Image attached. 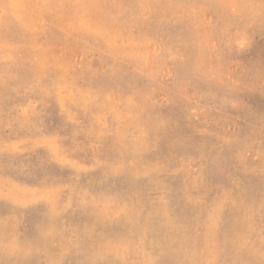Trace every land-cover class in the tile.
<instances>
[{
  "label": "rangeland",
  "instance_id": "obj_1",
  "mask_svg": "<svg viewBox=\"0 0 264 264\" xmlns=\"http://www.w3.org/2000/svg\"><path fill=\"white\" fill-rule=\"evenodd\" d=\"M64 1L80 21L73 14L61 24L45 21L40 12L45 0H0V52H7L0 58V80L5 82L0 90V259L12 246L34 251L30 264H264V0H214L226 9L210 6L216 5L213 0H185V7L171 8L199 32L194 46L191 38L171 29L173 22L160 27L141 18L166 0H146L133 12L127 10L128 0ZM20 17L30 40L22 37L20 42L9 33V25ZM89 24L98 25L108 38L87 44L82 32ZM129 43L127 50L138 56L137 63H124L123 73L112 76V62L123 59L109 46ZM192 46L199 62L213 68L208 79L178 75ZM32 54L44 63L42 83L26 80L24 67ZM60 63L66 73L62 79L55 73ZM40 89L53 97L42 96ZM177 89L182 96L172 102ZM80 97L102 101V114L77 103ZM136 97L142 98L139 109L119 135L117 116L124 102ZM53 108L66 116L56 118ZM96 123L101 127L97 137L87 140ZM162 126L169 132L177 129L176 144L165 143ZM140 140L144 150L131 170L138 180L134 189L118 177L120 162L111 154L118 142ZM51 146L65 161L44 171L40 162L50 156ZM11 191L24 202H14ZM48 215L56 216L50 227L41 223Z\"/></svg>",
  "mask_w": 264,
  "mask_h": 264
},
{
  "label": "bare ground",
  "instance_id": "obj_2",
  "mask_svg": "<svg viewBox=\"0 0 264 264\" xmlns=\"http://www.w3.org/2000/svg\"><path fill=\"white\" fill-rule=\"evenodd\" d=\"M21 1V0H20ZM43 1V0H42ZM45 1H47V3H45V4H43L42 5V7H41V9H40V12H41V15H42V18L45 20V21H49L50 23H54V22H57V23H62L63 22V20H64V18H65V16L67 15V14H73V15H76V19L78 20V21H80L81 20V16H78L77 14V12L76 11H74V10H72L71 8H70V4H68L66 1H64V2H62V0H45ZM146 0H128V2H127V10H129V11H131V12H133L134 11V9L136 8V7H138V5H142L143 3H146L145 2ZM151 1H153V0H151ZM161 1H163V0H161ZM214 1V0H213ZM17 2V1H16ZM23 2V1H22ZM26 2L27 1H25V5H26ZM39 2V1H38ZM92 2V1H91ZM186 1L185 0H166L165 2L163 1V3H161L159 6H157L156 8H154V9H146L145 11H146V14H143L142 15V17L141 18H144L145 20H147V22L148 23H151V25H154V26H162V25H165L166 24V22H173V24H172V26H171V29L172 30H175V31H178L179 32V34L180 35H182V36H186V37H189V38H191V40H192V45L194 46L195 45V43H196V41H198L199 40V32H196V33H194L193 31H192V29L194 28V26H193V28H192V26L190 25V22H189V20H187V19H184L183 17H181L180 15L179 16H176V14L175 13H173L170 9L171 8H173V7H181V6H184L183 5V3H185ZM215 2V1H214ZM40 4H41V2H39ZM66 3V4H65ZM205 3V2H204ZM24 4V3H23ZM191 4V3H190ZM207 4V3H206ZM215 4L216 5H210V6H215L216 8L218 7L219 9H222V6H223V9H226L228 6H224L223 4H218L217 2H215ZM73 5V4H72ZM200 5H202L201 3H200ZM190 6V5H189ZM198 6V5H197ZM185 7V6H184ZM22 8V7H21ZM25 8V7H24ZM188 8V7H187ZM81 9V8H80ZM177 9V8H176ZM203 9V8H202ZM206 9V8H205ZM63 10H65V11H63ZM205 11H207V9L205 10ZM25 13V12H24ZM109 13H111V11H110V9H109V7H107V9H106V15H108ZM238 13V12H237ZM209 14V13H208ZM197 17V16H196ZM217 17H219V16H217ZM117 18V17H116ZM119 19H122L123 17H121V16H119L118 17ZM209 18V17H208ZM216 18V17H215ZM211 19V18H210ZM223 19V18H222ZM71 20V19H70ZM203 20V19H202ZM216 21H218V20H215V23H216ZM220 21V20H219ZM199 22V21H198ZM205 22V21H204ZM226 22V21H225ZM212 23V22H211ZM229 23V22H228ZM55 24V23H54ZM147 24V23H146ZM206 24V23H205ZM220 24V23H219ZM223 24V23H222ZM230 24V23H229ZM53 25V24H52ZM51 25V26H52ZM131 25V24H130ZM143 25V24H142ZM148 25V24H147ZM221 25V24H220ZM257 25V24H256ZM146 26V25H145ZM208 26H209V24H208ZM222 26V25H221ZM226 26V25H225ZM224 26V27H225ZM134 28H135V26H133ZM241 27V26H240ZM166 28V27H165ZM192 28V29H191ZM213 27H211L210 29H212ZM227 29V28H226ZM131 30V29H130ZM154 30V29H153ZM180 30H182L181 32H180ZM213 30V29H212ZM221 30H224V28L223 29H221ZM228 30V29H227ZM48 31V30H47ZM65 31H67V30H65ZM137 31V30H136ZM166 31V30H165ZM168 31V30H167ZM209 31V30H208ZM129 32V31H128ZM213 32H214V30H213ZM220 32V31H219ZM9 33L10 34H12L13 35V37L17 40V41H22V37H24V38H28L29 40H30V38H29V35H28V33H29V31L27 30V24H26V20H25V18L24 17H20L15 23H13V24H11V25H9ZM83 37H84V39L86 38V40H87V44H89V43H94V42H100L101 40H105L106 38H108V33L107 32H104V33H102V32H99L98 31V25H93V24H89V25H86V27H85V29L83 30ZM154 33V32H153ZM206 33V32H205ZM210 33V32H209ZM216 33V32H215ZM65 34H66V32H65ZM134 34V33H133ZM217 34V33H216ZM44 35V34H43ZM42 35V36H43ZM132 35V34H131ZM130 35V36H131ZM174 37V36H173ZM172 37V38H173ZM205 37H208V36H205ZM159 38V37H158ZM166 38H167V36H166ZM204 38V37H203ZM216 38V37H215ZM75 39V38H74ZM187 39V42H188V38H186ZM209 39V38H208ZM213 39V38H212ZM42 40V39H41ZM182 40H184V38H182ZM165 41V40H164ZM238 41V40H237ZM206 42V41H205ZM125 43V42H124ZM174 43V42H173ZM172 43V44H173ZM189 43V42H188ZM187 43V44H188ZM191 43V42H190ZM211 43V42H210ZM215 43V42H214ZM168 44V43H167ZM180 44V43H179ZM181 44H183L182 42H181ZM237 44V43H236ZM30 45H31V43H30ZM169 45V44H168ZM202 45V44H201ZM212 45V44H211ZM214 45V44H213ZM234 45V44H233ZM130 46V43L127 45V46H119V48L118 47H116V45H113V44H111L110 46H109V49L110 50H112L113 51V53H117V54H119L121 57H122V62H118L117 60H115L114 59V61L112 62V65H111V68H110V74L112 75V76H117V77H119L120 75H121V73H123L122 72V70L124 69V63H131V64H135V63H137V58H138V56H136L134 53H132V52H129L127 49H128V47ZM183 46V45H182ZM184 46H185V44H184ZM193 46L192 47H188L187 48V50H186V55H187V57H185L184 58V60L179 64V74L178 75H181L182 76V78H190V79H192V80H195V77H200V78H203V79H208V76L209 75H211V73L210 72H212L213 70V68L211 69V70H209V69H207L204 65H203V63H200L199 62V60L193 55V53H194V49H193ZM241 46H243V45H241ZM240 46V47H241ZM20 47V46H19ZM235 47V46H234ZM238 47V46H237ZM163 48V47H162ZM179 48V47H178ZM184 48V47H183ZM238 49V48H237ZM18 51H21L22 49H21V47H20V49H17ZM29 50H30V48H29ZM174 50H176V49H174ZM204 50V49H203ZM216 50V49H215ZM93 52V51H92ZM198 52V51H197ZM203 52V51H202ZM6 50L4 49L3 50V52H2V54H1V52H0V58L1 59H4V57H5V55H6ZM32 53V52H31ZM91 53V52H90ZM158 53V52H157ZM180 53V52H179ZM204 54V53H203ZM222 54V53H221ZM86 55V54H85ZM84 55V56H85ZM97 55V54H96ZM161 55V54H160ZM197 55V54H196ZM201 55V54H200ZM163 56H165V55H163ZM174 56V55H173ZM204 56V55H203ZM91 57V56H90ZM176 57V56H175ZM206 57V56H205ZM31 58V61H28V66L30 67H24V69L25 70H27L28 71V78L26 79L27 80V82H31V84H38V83H42V82H44V80L46 79V74L44 73V63L41 61V58L40 57H35L33 54H32V56L30 57ZM170 58V57H169ZM80 59V58H79ZM171 60H172V58H170ZM81 60V59H80ZM84 60H85V58H84ZM168 60V59H167ZM209 60V59H208ZM104 61V60H103ZM202 61V60H201ZM212 60H210V62H211ZM224 61V60H223ZM177 62V61H176ZM106 63V62H105ZM173 63H174V61H173ZM223 64V63H222ZM109 65V64H108ZM171 65H173V64H171ZM99 66H100V64H99ZM86 67V66H85ZM127 68V67H126ZM19 69V68H18ZM64 69H65V66L63 65V64H58V70H56L55 71V73H56V76L59 78V79H62V78H65L66 77V73L64 72ZM83 69V68H82ZM85 70V69H84ZM89 70H91V69H89ZM79 71H81V70H79ZM87 71V70H86ZM126 71V70H125ZM177 72V71H176ZM175 72V73H176ZM213 73V72H212ZM220 74V73H219ZM124 75V74H123ZM130 75L131 76H133L134 78H138V79H141L139 76H137V75H134V72L133 71H130ZM241 75V74H240ZM239 75V76H240ZM78 76V75H77ZM90 76V75H89ZM12 77H13V75H10L9 76V78H8V80H10V79H12ZM125 77H127L126 75H125ZM180 77V76H179ZM26 78V77H25ZM88 78V77H87ZM133 78V79H134ZM90 79V78H89ZM130 79V78H129ZM144 80H145V78H143ZM242 79V78H241ZM108 80V79H107ZM188 80V79H187ZM134 81V80H133ZM176 81V80H175ZM190 81V80H189ZM24 82H25V80H24ZM23 81L22 82H20L18 85V87H17V90H18V92H20V88H22L23 86H21V84L22 83H24ZM142 82V81H141ZM141 82H140V84H141ZM177 82V81H176ZM181 83V82H180ZM183 83V82H182ZM181 83V84H182ZM5 82L3 81V80H0V90L2 91V89L3 88H5ZM21 86V87H20ZM136 86V85H135ZM141 86H143V85H141ZM185 86V85H184ZM209 86V85H208ZM180 87H181V85H180ZM119 88V87H118ZM151 88V87H150ZM178 88V87H177ZM184 88V87H183ZM135 89V88H134ZM182 89V88H181ZM258 89V88H257ZM261 89V88H260ZM137 90V89H136ZM132 91H134V90H132ZM177 91L179 92V95H178V98H177V96L174 98V99H171V101L172 102H175V101H179V98H181V96H182V93H180L181 91L179 90V89H177ZM39 93L42 95V96H45V97H47L48 99L49 98H52L53 97V95H52V93H51V91H47V90H45V89H40L39 90ZM139 93V92H138ZM142 93V92H141ZM137 95V94H136ZM145 95V94H144ZM82 96V95H81ZM141 96H142V94H141ZM131 97V96H130ZM150 97V96H149ZM135 98V97H134ZM141 99L142 98H138V97H136V99L135 100H127V101H125L124 102V108H123V112L121 113V114H119L117 117V121H116V125H115V130H117V133L120 135L124 130H126L128 127H130V124H129V122H128V120H130V118H131V114H133V113H136L138 110L137 109H139V107H138V103L137 102H140L141 101ZM61 100H63V99H61ZM143 100H145V98H143ZM29 101H31V100H29ZM107 101V100H106ZM105 101V102H106ZM146 101V100H145ZM38 102V101H37ZM36 102V103H37ZM144 102V101H143ZM77 103H79V104H81V105H83V106H89V107H91V108H94L95 110H97L100 114H102V112L104 111V110H102L101 108H102V106H103V102L101 101V102H99V101H90L88 98H86V97H80L78 100H77ZM107 103V102H106ZM147 103V102H146ZM182 103V102H181ZM207 103V102H206ZM187 104H188V102H187ZM254 104V103H253ZM34 105H36V104H34ZM33 105V106H34ZM44 105H46V108H50L51 107V105L50 104H44ZM81 105H80V107H81ZM27 106V105H26ZM147 106V105H146ZM148 106H150V105H148ZM175 106V105H174ZM13 107V106H12ZM45 107V106H44ZM186 107H188V106H186ZM189 107H191V106H189ZM188 107V108H189ZM17 108V107H16ZM15 108V109H16ZM36 108V107H35ZM152 108H154V107H152ZM180 108V107H179ZM185 108V107H184ZM224 108V107H223ZM14 109V110H15ZM26 109V108H25ZM120 109V108H119ZM164 109V108H163ZM43 110H44V108H43ZM161 110H162V108H161ZM187 110V109H186ZM209 110V109H208ZM23 111H24V109H23ZM163 111V110H162ZM188 111V110H187ZM234 111V110H233ZM237 111H239V110H237ZM25 112V111H24ZM30 112V111H29ZM32 112V111H31ZM52 112H53V114H55L56 115V118H59V115H61V116H66L65 114H63L62 112H58V111H55V108H53V110H52ZM88 112V111H87ZM90 112V111H89ZM111 112H113V111H111ZM186 112V111H185ZM10 113V112H9ZM12 113V112H11ZM16 113V112H15ZM27 113V112H26ZM35 113V112H34ZM91 113V112H90ZM145 113H146V111H145ZM187 113H189V112H187ZM240 113V112H239ZM92 114V113H91ZM148 114V113H147ZM193 114V113H192ZM242 114V113H241ZM262 114V113H261ZM22 115H24V113L22 114ZM117 115V114H116ZM134 115V114H133ZM176 115V114H175ZM181 115V114H180ZM184 115V114H183ZM3 116V115H2ZM16 116V115H15ZM148 116V115H147ZM157 116V115H156ZM186 116V115H185ZM188 116V115H187ZM8 117V116H7ZM11 117V116H10ZM82 117V116H81ZM154 117V116H153ZM189 117H190V115H189ZM246 117V116H245ZM93 118V117H92ZM142 118V117H141ZM150 118H151V116H150ZM160 118H161V116H160ZM175 118V117H174ZM153 119H155V118H153ZM183 119V118H182ZM10 120V119H9ZM158 120V119H157ZM245 120V119H244ZM1 121V120H0ZM94 121H96V120H94ZM98 121H99V117H98ZM156 121V120H155ZM166 121V120H165ZM169 121V120H168ZM185 121V120H184ZM190 121V120H189ZM192 121H194L193 119H192ZM23 122H26L25 120H23ZM137 123H138V121H136ZM173 122V121H172ZM172 122H170V123H172ZM10 123H11V121H10ZM18 123H19V121H18ZM132 123V122H131ZM179 123V122H178ZM189 123V122H188ZM104 124V123H103ZM180 124V123H179ZM58 125V124H57ZM148 125V124H147ZM184 125V124H183ZM192 125V124H191ZM196 125V124H195ZM258 125V124H257ZM260 125V124H259ZM43 126V125H42ZM48 126V125H47ZM105 126V125H104ZM132 126V125H131ZM151 126H152V123H151ZM167 126V125H166ZM190 126V125H189ZM261 126V125H260ZM259 126V127H260ZM5 127V126H4ZM10 127V126H9ZM93 127H95L96 129L95 130H91V131H88L87 132V134L85 135L86 136V138H87V140H88V138H91L90 140H92V139H95L96 137H97V135H98V132H99V130L101 129V127H98V129H97V123L96 124H94V126ZM103 127V126H102ZM140 127V126H139ZM138 127V128H139ZM159 127V126H158ZM173 127V126H172ZM182 127V126H181ZM247 127H248V125H247ZM249 127H250V125H249ZM258 127V126H257ZM69 128H73V126L71 127V125H69ZM185 128V127H184ZM188 128V127H187ZM191 128V127H190ZM92 129V128H91ZM243 129V128H242ZM256 129V128H255ZM259 129V128H258ZM203 130V129H202ZM246 130V129H245ZM186 131V130H185ZM191 131H192V129H191ZM194 131H195V128H194ZM200 131V130H199ZM210 131V130H209ZM208 132V131H207ZM143 133V132H142ZM160 133L165 137L164 139H165V143H169V144H171V145H174V144H176L175 142H174V140L178 137V131H177V129H172L171 130V132H169V130L167 129V128H165V127H163L162 126V128L160 129ZM187 133V132H186ZM198 133V132H197ZM209 133V132H208ZM258 133V132H257ZM83 134V133H82ZM141 134V133H140ZM146 134V133H145ZM154 134H155V132H154ZM212 134V133H211ZM214 134H216V133H214ZM196 135V134H195ZM194 135V136H195ZM199 135V134H198ZM217 135V134H216ZM264 135V134H263ZM83 136V135H82ZM82 136H80V137H82ZM149 136V135H148ZM240 136V135H239ZM258 136V135H257ZM142 137V136H141ZM155 137V136H154ZM181 137V136H180ZM182 137H184V136H182ZM213 137V136H212ZM224 137H226V136H224ZM238 137V136H237ZM250 137V136H249ZM148 138V137H147ZM175 138V139H174ZM238 138H240V137H238ZM245 137H243V139H244ZM246 138H247V136H246ZM258 138V137H257ZM174 139V140H173ZM179 139V138H178ZM187 139V138H186ZM255 139V138H254ZM159 140H162V137H161V139L159 138ZM158 140V141H159ZM177 140V139H176ZM50 141V140H49ZM53 141H55V140H53ZM142 140H140V143H138L137 141L136 142H129V143H121V142H118V144H117V146L115 145V147H116V150H114L113 151V153L111 154V157H115L116 159H117V161H119L120 162V170L118 171V173H117V175H118V177L119 178H121L122 180H124L125 182H129V184H131V187L132 188H134V189H137L138 188V180H135V178H134V176H133V172L131 171L132 170V168L134 169V168H137V164L139 163V158H140V154H141V152L144 150V145H143V142H141ZM153 141V140H152ZM189 141V140H188ZM238 141V140H237ZM244 141V140H243ZM260 141V140H259ZM34 142V141H33ZM146 142V141H145ZM163 142H164V140H163ZM213 142V141H212ZM115 143H117V142H115ZM154 143H155V141H154ZM185 143V142H184ZM192 143V142H191ZM191 143H188V145L187 146H191L190 144ZM260 143V142H259ZM112 144V143H111ZM236 144V143H235ZM238 144V143H237ZM43 145H46V144H43ZM81 145V144H80ZM251 145V144H250ZM32 146H34V145H32ZM39 146L40 145H36L35 146V148L36 149H39ZM42 146V145H41ZM47 146V145H46ZM113 146V145H112ZM156 146V145H155ZM159 146V145H158ZM158 146H156L157 148H158ZM167 146H170V145H167ZM184 146V145H183ZM223 146V145H222ZM252 146V145H251ZM12 147V146H11ZM82 147V146H81ZM90 147V146H89ZM234 147V146H233ZM254 147H255V145H254ZM62 148V147H61ZM91 148V147H90ZM107 148H108V146H107ZM160 148V147H159ZM100 149V148H99ZM109 149V148H108ZM114 149V148H113ZM182 149H184L183 147H182ZM234 149V148H233ZM262 149V148H261ZM59 150H61V149H59ZM101 150V149H100ZM107 149H105V151H106ZM235 150V149H234ZM49 151V155L50 156H45L46 157V159H44V160H42L41 162H40V167L42 168V170H48V169H50V168H52V167H54L53 165H55V164H59V163H63L64 161H65V158L64 157H59L58 156V154L56 153V149H55V147H53V146H51L50 147V150H48ZM158 151H160V150H158ZM231 152H234V151H231ZM106 153V152H105ZM146 153V152H145ZM152 153V152H151ZM229 153V152H228ZM248 153H249V151H248ZM100 154V153H99ZM166 154V153H165ZM188 154V153H187ZM211 154V153H210ZM230 154V153H229ZM240 154V153H239ZM94 156H96V155H94ZM150 156V155H149ZM167 156V155H166ZM224 157H225V152H224ZM232 157V156H231ZM233 158V157H232ZM228 159H230V158H228ZM246 159H248V158H246ZM259 159V158H258ZM214 160V159H213ZM177 161V160H176ZM228 161V160H227ZM245 161V160H244ZM252 161V160H251ZM250 161V162H251ZM256 161V160H255ZM262 161V160H261ZM59 162V163H58ZM78 162H80V161H78ZM189 162V161H188ZM210 162V161H209ZM249 162V163H250ZM234 163V162H233ZM242 163V162H241ZM85 164V163H84ZM183 164V163H182ZM191 166H192V164L191 163H189ZM251 164V163H250ZM168 165V164H167ZM246 165H248V164H246ZM164 166V165H163ZM28 167V166H27ZM169 167V166H168ZM229 167V166H228ZM256 167V166H255ZM264 167V166H263ZM86 168V167H85ZM84 168V169H85ZM187 168V167H186ZM185 168V169H186ZM212 168V167H211ZM210 168V169H211ZM257 168V167H256ZM242 169V168H241ZM255 169V168H254ZM225 170V169H224ZM227 170H228V168H227ZM215 171V170H214ZM263 171V170H262ZM212 172V171H211ZM252 172V171H251ZM261 172V171H260ZM208 173V172H207ZM223 172H221V174H222ZM248 173V172H247ZM191 174V173H190ZM231 174V173H230ZM249 174V173H248ZM245 175V174H244ZM253 175V174H252ZM92 176V175H91ZM217 176V175H216ZM215 176V178H217ZM2 178V177H1ZM90 178V177H89ZM178 178V177H177ZM245 178V177H244ZM263 178H264V174H263ZM262 178V179H263ZM175 179V178H174ZM173 179V180H174ZM212 179V178H211ZM222 179H223V177H222ZM242 179V178H241ZM207 182V181H206ZM229 182V181H228ZM238 183V182H237ZM258 183V182H257ZM88 184V183H87ZM112 186L114 185V184H111ZM227 185V184H226ZM247 185V184H246ZM253 185H254V182H253ZM224 187V186H223ZM244 187V186H243ZM9 189V188H8ZM14 189H16V187L14 188ZM262 189V188H261ZM194 190V189H193ZM251 190H253V189H251ZM258 190V189H257ZM264 190V189H263ZM209 191H211V190H209ZM248 191V190H247ZM259 191V190H258ZM34 191H32V193H33ZM190 192H192V191H190ZM246 192V191H245ZM260 192V191H259ZM10 193V195L13 197V198H15V201L14 202H17V203H21V202H24V201H20V200H18V198L16 197V195H18V194H16V193H14V192H9ZM176 193V192H175ZM246 194V193H245ZM248 194V193H247ZM209 195V194H208ZM239 195V194H238ZM207 196V195H206ZM242 196V195H241ZM236 197V196H235ZM244 197V196H243ZM248 197H249V195H248ZM262 197V196H261ZM221 198V197H220ZM245 199V198H244ZM250 199V198H249ZM255 199V198H254ZM37 200V199H36ZM243 200V199H242ZM251 201V200H250ZM254 201V200H253ZM259 201V200H258ZM255 202V201H254ZM17 203H15V204H13V205H17ZM252 204V203H251ZM262 204V203H261ZM185 205V204H184ZM250 205V204H249ZM170 206L171 205H169V208H170ZM186 206V205H185ZM221 206V205H220ZM257 206H258V204H257ZM178 207V206H177ZM179 207H180V205H179ZM206 207V206H205ZM198 208H199V206H198ZM227 208V207H226ZM53 209V208H52ZM179 209V208H178ZM195 210V209H194ZM259 210V209H258ZM207 211H208V209H207ZM177 212V211H176ZM185 212V211H184ZM192 212V211H191ZM191 212H190V215H191ZM198 213H200V212H198ZM229 213V212H228ZM235 213V212H234ZM201 214V213H200ZM199 214V215H200ZM210 215V214H209ZM225 215H226V213H225ZM259 215H261V214H259ZM195 217H196V215H194ZM198 216V215H197ZM220 216H222L221 214H220ZM56 216H50V215H48V216H46L45 218H43V220L41 221V223H44V224H47V226L48 227H50L55 221H56V218H55ZM191 217H193V215L191 216ZM205 217V216H204ZM227 217H228V214H227ZM207 218V217H206ZM248 218V217H247ZM192 219V218H191ZM225 219V218H224ZM260 219H261V216H260ZM145 220H149V217H146L145 218ZM206 220V219H205ZM216 220V219H215ZM226 220V219H225ZM224 220V221H225ZM188 221V220H187ZM262 221V220H261ZM192 222V221H191ZM190 222V223H191ZM205 222V221H204ZM240 222H242V221H240ZM244 222V221H243ZM248 222V221H247ZM254 222V221H253ZM263 222V221H262ZM182 223V222H181ZM185 223H186V221H185ZM226 223V222H225ZM225 223H224V226H225ZM205 224V223H204ZM227 224H229V222L227 223ZM235 224V223H234ZM240 224V223H239ZM242 224V223H241ZM240 224V225H241ZM249 224V223H248ZM251 224V223H250ZM188 225V224H187ZM202 225V224H201ZM263 225H264V223H263ZM192 226V225H191ZM203 226V225H202ZM235 226V225H234ZM244 226V225H243ZM247 226H249V225H247ZM185 227V226H184ZM227 227V226H226ZM225 227V228H226ZM245 227V226H244ZM251 227V226H250ZM256 227V226H255ZM104 228V227H103ZM102 228V229H103ZM186 228V227H185ZM185 228H183V230L185 229ZM200 228H201V226H200ZM206 228V227H205ZM212 228V227H211ZM218 228H219V226H218ZM224 228V229H225ZM196 229V228H195ZM210 229V228H209ZM227 229V228H226ZM225 229V230H226ZM105 230V229H104ZM103 230V231H104ZM217 230V229H216ZM235 230H237V229H235ZM239 230V229H238ZM238 230L237 231H234V232H238ZM185 231V230H184ZM198 231H201V229L200 230H198ZM209 231V230H208ZM252 231V230H251ZM207 232V231H206ZM210 232V231H209ZM217 232H218V230L216 231V234H217ZM240 232V231H239ZM263 232V231H262ZM192 233V232H191ZM224 233V232H223ZM250 233H252V232H249V234ZM258 233V232H257ZM190 234V233H189ZM202 234V233H201ZM209 234V233H208ZM228 234H231V232L229 233L228 232ZM238 234V233H237ZM259 234V233H258ZM234 235V234H233ZM253 235V234H252ZM209 236V235H208ZM237 236H239V235H237ZM256 236V235H255ZM212 237V236H211ZM217 237V236H216ZM228 237V236H227ZM240 237V236H239ZM251 237H253V236H251ZM260 237V236H259ZM200 239H201V237H199ZM205 238V237H204ZM208 238V237H207ZM214 237H212L211 239H213ZM244 238H245V236H244ZM243 238V236H242V238L241 239H244ZM216 239V238H215ZM195 240H196V238H195ZM199 240V239H198ZM206 240V239H205ZM204 240V241H205ZM210 240V239H209ZM254 240V239H253ZM260 240V239H259ZM202 241V240H201ZM211 241V240H210ZM214 241V240H213ZM234 241V240H233ZM246 241H248V240H246ZM197 242V241H196ZM208 242V241H207ZM218 242H220V241H218ZM242 242V241H241ZM213 243V242H212ZM222 243V242H221ZM254 244V243H253ZM252 244V245H253ZM114 245V244H113ZM171 245V244H170ZM201 245V244H200ZM199 245V246H200ZM251 245V244H250ZM204 246H206V245H204ZM218 246H220V245H218ZM223 246V245H222ZM249 246V245H248ZM257 246V245H256ZM260 246H261V244H260ZM11 247L12 246H10V247H6L5 248V250L4 251H2L1 252V259H0V263L1 264H30L31 263V261H32V258H34V256H35V252L34 251H31V250H29V251H25V252H19V251H15L14 249H11ZM226 247V246H225ZM231 247V246H230ZM235 247V246H234ZM199 248V247H198ZM203 248V247H202ZM206 248V247H205ZM207 248H208V244H207ZM214 248V247H213ZM218 248V247H217ZM256 248V247H255ZM258 248H260L259 246H258ZM204 249V248H203ZM212 249V248H211ZM211 249H209V250H211ZM220 249H222V248H220ZM230 249V248H229ZM235 249V248H234ZM262 249V248H261ZM202 249H200V251H201ZM206 251H207V249H205ZM215 250V249H214ZM237 250V249H236ZM258 250V249H257ZM212 251V250H211ZM222 251V250H221ZM233 251H235V250H233ZM237 251H239V250H237ZM245 251V250H244ZM249 251V250H248ZM247 251V252H248ZM197 252V251H196ZM208 252L209 251H207V254L205 255V258H206V256H208ZM224 252V251H223ZM240 252V251H239ZM251 252H254V251H252L251 250ZM257 252V251H256ZM201 253V252H200ZM216 253H217V251H216ZM220 253V252H219ZM227 253V252H226ZM238 253V252H237ZM243 253V252H242ZM171 254V253H170ZM197 254V253H196ZM235 254V253H234ZM240 254V253H239ZM245 254V253H244ZM250 254V253H249ZM252 254V253H251ZM255 254V253H254ZM257 254V253H256ZM255 254V257H257V255ZM262 254V253H261ZM58 255L60 256V257H63V254H62V251L61 252H59L58 253ZM177 255H178V253H177ZM194 255H195V253H194ZM200 255V254H199ZM209 255H210V253H209ZM221 255V254H220ZM225 255V254H224ZM229 255V254H228ZM168 256V255H167ZM170 256V255H169ZM226 256H227V254H226ZM232 256V255H231ZM239 256V255H238ZM238 256H237V258H238ZM250 256V255H249ZM253 256V255H252ZM164 257V256H163ZM199 257V256H198ZM197 257V258H198ZM203 257V256H202ZM222 257V256H221ZM229 257V256H228ZM260 257H261V255H260ZM204 258V259H205ZM217 258H220L219 256L217 257ZM263 258V257H262ZM161 259H162V257H161ZM165 259V258H164ZM203 259V258H202ZM229 259V258H228ZM228 259H227V261H228ZM239 259H240V257H239ZM238 259V260H239ZM256 259V258H255ZM184 260V259H183ZM200 260H201V258H200ZM215 260H217L216 258H215ZM221 260V259H220ZM235 260V259H234ZM240 260H242V259H240ZM247 260H250V259H247ZM205 261V260H204ZM219 261V260H218ZM231 261V260H230ZM253 261V260H252ZM162 262V261H161ZM194 262V261H193ZM197 262V261H196ZM202 262H203V260H202ZM209 262H211V261H209ZM216 262V261H215ZM221 262V261H220ZM264 262V261H263ZM169 263V262H168ZM204 263V262H203ZM207 263V262H206ZM205 263V264H206ZM225 263V262H224ZM227 263V262H226ZM231 263V262H230ZM261 263V262H260ZM180 264H181V262H180ZM246 264V263H245Z\"/></svg>",
  "mask_w": 264,
  "mask_h": 264
}]
</instances>
